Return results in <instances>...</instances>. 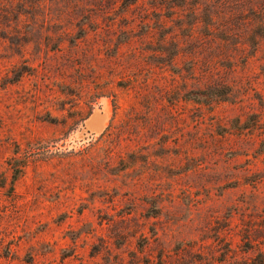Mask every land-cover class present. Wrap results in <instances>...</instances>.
I'll return each mask as SVG.
<instances>
[{
    "label": "rangeland",
    "instance_id": "1",
    "mask_svg": "<svg viewBox=\"0 0 264 264\" xmlns=\"http://www.w3.org/2000/svg\"><path fill=\"white\" fill-rule=\"evenodd\" d=\"M0 264H264V0H0Z\"/></svg>",
    "mask_w": 264,
    "mask_h": 264
},
{
    "label": "water",
    "instance_id": "2",
    "mask_svg": "<svg viewBox=\"0 0 264 264\" xmlns=\"http://www.w3.org/2000/svg\"><path fill=\"white\" fill-rule=\"evenodd\" d=\"M95 115V116H94ZM108 114L104 110H95L86 121V129L93 133H102L107 128Z\"/></svg>",
    "mask_w": 264,
    "mask_h": 264
},
{
    "label": "trees",
    "instance_id": "3",
    "mask_svg": "<svg viewBox=\"0 0 264 264\" xmlns=\"http://www.w3.org/2000/svg\"><path fill=\"white\" fill-rule=\"evenodd\" d=\"M131 1H134V0H131ZM110 131H111V124H109L107 126V128L104 130V132H102L101 134H106V133H109ZM112 133H113V131H112Z\"/></svg>",
    "mask_w": 264,
    "mask_h": 264
},
{
    "label": "bare ground",
    "instance_id": "4",
    "mask_svg": "<svg viewBox=\"0 0 264 264\" xmlns=\"http://www.w3.org/2000/svg\"><path fill=\"white\" fill-rule=\"evenodd\" d=\"M108 114V113H107ZM95 116V115H94Z\"/></svg>",
    "mask_w": 264,
    "mask_h": 264
}]
</instances>
